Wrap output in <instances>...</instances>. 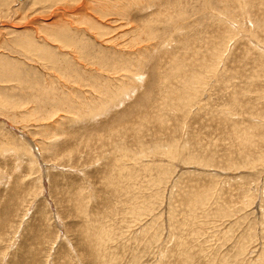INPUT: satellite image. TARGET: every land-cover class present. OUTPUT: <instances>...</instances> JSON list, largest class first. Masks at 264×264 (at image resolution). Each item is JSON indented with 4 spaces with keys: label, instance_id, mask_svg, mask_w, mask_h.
<instances>
[{
    "label": "rangeland",
    "instance_id": "obj_1",
    "mask_svg": "<svg viewBox=\"0 0 264 264\" xmlns=\"http://www.w3.org/2000/svg\"><path fill=\"white\" fill-rule=\"evenodd\" d=\"M179 260L264 264V0H0V264Z\"/></svg>",
    "mask_w": 264,
    "mask_h": 264
},
{
    "label": "bare ground",
    "instance_id": "obj_2",
    "mask_svg": "<svg viewBox=\"0 0 264 264\" xmlns=\"http://www.w3.org/2000/svg\"><path fill=\"white\" fill-rule=\"evenodd\" d=\"M6 3H7V2H6ZM236 3H237V2H236ZM237 4H238V3H237ZM4 6H5V5H4ZM262 24H263V22H262ZM37 49H38V48L34 45V42H32V43H30V45L28 46V49H27V50H28L29 52H28V51H27V52H28V54H31L32 52H34V50H37ZM27 52H26V53H27ZM33 59H34V58H33ZM100 60H101V62H100ZM114 61H115V60H114ZM114 61H113V63H114ZM98 62H99L100 64L104 65V67H109V66L114 67V65L109 64V62H110L109 59H106V60H105V59L99 58V59H98ZM128 62H129V61H128ZM128 62H127V61H120V64H121V65H124V66H127V65H128ZM108 65H109V66H108ZM63 67H64V66H63ZM64 68H65V67H64ZM115 68H116V67H115ZM113 70L115 71L116 69H113ZM120 70H121V69H120ZM122 70H123V69H122ZM60 71H61V70H60ZM176 71H178V70H176ZM63 72H64V71H63ZM60 73H61L62 75L65 74V73H62V72H60ZM177 75H178V73H177ZM171 77H172V76H171ZM169 79H170V78H169ZM190 79H191V78H190ZM192 79H194V78H192ZM197 79H198V78H197ZM194 80H195V79H194ZM185 81H186V80H185ZM190 81H191V80H190ZM198 81H199V79H198ZM193 82H194V81H193ZM193 82H191V83H193ZM195 82H196V81H195ZM195 82H194V83H195ZM169 83L171 84L172 82L169 81ZM198 83H199V82H198ZM181 84L184 85V84H186V83H185L184 81H182ZM189 84H190V83H189ZM189 84H186V86L189 87ZM181 86H182V85H181ZM104 87H105V86H104ZM182 87H183V86H182ZM101 88H102V86H100V89H99L100 91H101ZM184 88H186V87H184ZM181 89H182V88L180 87V90H181ZM95 90H97V89L95 88ZM99 90H97V91H99ZM165 90H166V89H165ZM100 91H99V92H100ZM183 91H185V89L182 90V92H183ZM178 92H180V91H178ZM182 92L177 93L176 89H175L174 87L170 86V87H169V90H168V93L163 97V99H164V104H165V103H168V102H170V103L174 102V103H176L178 106H181V105L183 104V102L185 101V99H186V97H185V95H184V94H186V92H183V93H182ZM261 92H262V91H261ZM189 95H190V94H189ZM235 96H237V92H235ZM121 98H122V97H121ZM262 98H263V97H262ZM186 101H189V100L186 99ZM186 101H185V102H186ZM170 103H169V104H170ZM172 105H174V104H172ZM183 105H184V104H183ZM172 108H173V107H172ZM100 109H103V107H101ZM104 110H106V109H104ZM178 110H179V109H178ZM101 113H102V111H101ZM92 114H93V113H92ZM97 115H98V114H97ZM157 115H158V114H157ZM94 116H95V114H94ZM262 117H263V116H262ZM163 122H165V121H163ZM163 122H162V123H163ZM162 126H163V125H162ZM126 156H127V155H126ZM166 171H168V170L166 169ZM124 172H125V171H124ZM120 173H121V172H120ZM118 174H119V173H118ZM121 174H122V173H121ZM119 175H120V174H119ZM127 175H128V174H127ZM122 176H123V175H122ZM109 183H110V182H109ZM107 184H108V183H107ZM119 187H120V186H119ZM182 194L184 195V200H182V201H183L184 203H186L185 206L188 207V205L191 204V199H192V198H191V196L188 195L189 192H188L187 190H184V188H183ZM206 195H207V194H206ZM91 196H92V195H91ZM203 196H204V195H203ZM197 197H198V196H196V198H197ZM88 198H89V197H88ZM196 198H195V199H196ZM198 199H199V198H198ZM196 200H197V199H196ZM200 200H201V198H200ZM203 200L205 201V199L202 198L201 204H203ZM193 201H194V199H193ZM195 202H196V201H195ZM195 202H194V203H195ZM196 203H197V202H196ZM199 204H200V203H199ZM194 205H195V204H194ZM197 205H198V204H197ZM86 206H87V205H86ZM204 206H205V203H204ZM80 207H81V206H80ZM80 207H79V208H80ZM83 207H84V206H82V208H83ZM192 207H193V206H191V208H192ZM202 207H203V206H202ZM79 208H78V210H79ZM82 208H81V210H82ZM197 208H199V206L196 207V209H197ZM200 208H201V207H200ZM196 209L192 210V211H194V212H192V213H195ZM83 210H85V209H83ZM129 210H130V209H129ZM86 211H88V209H86ZM175 211L177 212V210H175ZM197 211H198V210H197ZM204 214H205V213H204ZM131 215H132V214H131ZM133 215H135V214H133ZM85 216H86V215H85ZM135 216H136V215H135ZM171 217H172V216H171ZM90 219H92V217L89 218V220H90ZM176 219H177V218H176ZM86 221H87V220H86ZM86 221H85V222H86ZM90 221H92V220H90ZM85 222H84V223H85ZM176 222H177V221H176ZM87 223H88V222H87ZM174 223H175V221H174ZM86 225H87V224H86ZM88 226L90 227V225H88ZM84 228H87V229H88V227H84ZM87 229H86L85 231H87ZM89 230H90V229H89ZM96 230H98V229H96ZM105 230L108 231V229H105ZM105 230H104V231H105ZM101 231H102V230H101ZM110 231H111V230H110ZM112 231H113V230H112ZM88 232H90V234H91V230L88 231ZM88 232H87V233H88ZM95 232H96V231H95ZM98 232H100V231H98ZM98 232H97V233H98ZM84 233H85V232H84ZM101 233H102V232H101ZM105 233H107V232H105ZM109 233H110V232H109ZM94 234H95V233H94ZM98 234H99V233H98ZM113 234H114V233H113ZM82 235H83V234H82ZM87 235H89V234H87ZM96 235H97V234H96ZM103 235H104V232H103ZM105 235H106V234H105ZM89 236H90V235H89ZM93 236H94V235H93ZM99 236H100V235H99ZM113 236H114V235H113ZM113 236H112V237H113ZM87 237H88V236H87ZM87 237H86V238H87ZM90 237H91V236H90ZM90 237H89V238H90ZM104 237H105V236H103V238H104ZM112 237H111V239H112ZM84 238H85V237H84ZM86 238H85V239H86ZM92 238H94V237H92ZM95 238H96V237H95ZM107 238H108V237H107ZM183 238H184V237H183ZM90 239H91V238H90ZM104 239H105V238H104ZM178 239H179V238H178ZM93 240H94V239H93ZM93 240L91 239V241H93ZM99 240H100V239H99ZM106 240H107V239H106ZM106 240H104V241H106ZM112 240H113V239H112ZM89 241H90V240H89ZM94 241H96V240H94ZM94 241L91 242V243H94ZM102 241H103V240H102ZM98 242H99V241H98ZM98 242H97V243H98ZM106 242H107V241H106ZM106 242H105V244H106ZM110 242L112 243V241H109V243H110ZM178 242H179V241H178ZM87 243H88V241H87ZM109 243H108V244H109ZM186 243H189V242H186ZM98 244H100V243H98ZM101 244H102V242H101ZM103 244H104V243H103ZM177 244H179V243H177ZM180 244H181V243H180ZM183 244H184V243H183ZM90 245H91V244H90ZM90 245H89V246H90ZM95 245H96V242H95L94 246H95ZM92 246H93V244H92ZM92 246H91V247H92ZM96 246H97V245H96ZM103 246H104V245H103ZM109 246H110V245H109ZM100 247H101V246H100ZM94 248H95V247H94ZM101 248H102V247H101ZM101 248H100V249L97 248V250H98V251H99V250L101 251ZM104 248H105V247H104ZM104 248H103V251H104ZM167 248H168V247H167ZM107 249H108V248H107ZM107 249H106V250H107ZM97 250H96V254H97V252H98ZM174 250H175L174 254H176V255H181V256H182L183 254H187V253H186V252H187V249H186V251H185V250H182V249H180V248L178 247V245L174 248ZM191 250H192V248H191ZM109 251H110V250H109ZM93 252L95 253V250H93ZM93 252H92V253H93ZM106 252H107V251H106ZM190 252H191V251H190ZM94 253H93V254H94ZM168 253H169V252H168ZM103 254H104V253H103ZM108 254H109V253H108ZM108 254H107V255H108ZM174 254L172 255V257L175 256ZM94 255H95V254H94ZM101 255H102V253H101ZM109 255H110V254H109ZM112 256H113V258H115L114 255H113V253H112ZM94 257H95V256H94ZM103 257H105V256H102V258H103ZM106 257H107V256H106ZM191 257H192V256H191ZM102 258H101V259H102ZM107 258H108V257H107ZM113 258H112V259H113ZM182 258H183V257H182ZM95 259H96V257H95ZM99 259H100V258H99ZM110 259H111V258H110ZM112 259H111V260H112ZM183 259H184V258H183ZM190 259H191V258H190ZM103 260H104V259H103ZM193 260H194V259H193ZM93 261H95V260H93ZM99 261H100V260H99ZM99 261H98V262H99ZM109 261H110V260H109ZM109 261H108V262H109ZM179 261H180V263L182 264V261H181V260H179ZM183 261H184V260H183ZM185 261H186V260H185ZM185 261H184V262H185ZM190 261H192V260H190ZM96 262H97V260H96ZM110 262H111V261H110ZM175 262H177V261H175ZM100 263L103 264V262H100ZM105 263L108 264L107 262H105ZM111 263H112V262H111ZM113 263H114V262H113ZM187 263H188V262H187ZM189 263H190V262H189ZM93 264H94V263H93ZM98 264H99V263H98Z\"/></svg>",
    "mask_w": 264,
    "mask_h": 264
}]
</instances>
